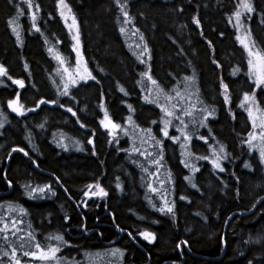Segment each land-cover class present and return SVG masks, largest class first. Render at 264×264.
I'll return each mask as SVG.
<instances>
[{
    "label": "trees",
    "instance_id": "obj_1",
    "mask_svg": "<svg viewBox=\"0 0 264 264\" xmlns=\"http://www.w3.org/2000/svg\"><path fill=\"white\" fill-rule=\"evenodd\" d=\"M33 2L39 4L38 10L28 9L24 0H0V63L26 84L19 89L5 77L9 87L0 90V102L9 121L0 131L4 133L0 135V216L10 222L17 215L24 221L19 225L23 234L34 231L41 243L50 234L64 235L68 246L59 255L78 264L93 257L104 262L119 258L112 254L117 248L123 251L120 264H264V241H249V237L255 240L264 235V167L244 143L251 122L240 107L243 93L252 91H256L264 107V89L255 90L247 74V53L236 39L237 29L229 23L238 0H127L132 18L129 24L124 23L115 0H67L80 23L84 57L99 81L89 80L72 88L75 100L58 94V84L62 85L59 78L53 83L59 65L49 47L60 51L71 65L75 59L73 41L59 16L56 0ZM254 4L258 14L252 15L251 31L258 45L264 47V23L259 14L264 13V0H254ZM21 9L24 14L19 15L18 30L22 44L8 23ZM33 10L37 11L43 35L31 26ZM196 15L203 35L193 21ZM121 27L126 29L124 33ZM140 35L151 48V74L166 91L183 90V78L195 70L201 98L216 109L215 117H209L205 127L189 121L193 133L190 150L195 156H210L212 146L219 150L222 144L229 157L223 161L226 170L219 172L210 162L193 157L200 168L193 177L196 188L185 179L189 170L182 162L180 145L159 131L163 113L156 104L144 100L153 85L141 75L147 65L134 55L140 51L136 45L143 43ZM234 69H238L235 74ZM221 77L229 85L231 104L224 101ZM121 86L128 95L120 91ZM17 91L26 107L36 108L40 99H56L65 108L44 104L18 117L7 107V101L14 99ZM67 107L77 115L73 116ZM105 107L115 123L135 131V143L141 151L153 153L159 149L149 143L141 145L139 129L129 124V116L139 128H152L163 139L164 167L158 176L150 180L140 167L142 164L150 172L156 169L150 163L151 155L146 159L130 151L131 135L120 130L113 139L104 128L101 120ZM195 115L200 116L198 111ZM40 124L44 127L40 128ZM169 133L177 135L175 127ZM200 135L206 136L207 142L200 140ZM64 141L69 146L67 150L58 146ZM76 141L83 151L78 150ZM17 146L25 148L29 156L12 153ZM245 163L252 167L245 168ZM167 170L171 171V180ZM8 180L12 181L11 187ZM161 181V191L175 201L174 217L157 210L162 205L160 193H152L147 187L152 183L160 189ZM97 182L109 195L102 199L85 196L86 185ZM25 184L33 189L51 185V190L31 199ZM182 196L186 199H180ZM9 203L22 205L28 214L9 215ZM145 230L156 234L155 242L139 235ZM12 240L16 237L12 236ZM4 246L0 241V247Z\"/></svg>",
    "mask_w": 264,
    "mask_h": 264
},
{
    "label": "snow or ice",
    "instance_id": "obj_2",
    "mask_svg": "<svg viewBox=\"0 0 264 264\" xmlns=\"http://www.w3.org/2000/svg\"><path fill=\"white\" fill-rule=\"evenodd\" d=\"M24 2L27 4L28 9L38 10L40 7L39 4H34L33 0H24ZM115 3L119 6V11L124 17V23H132L127 0H115ZM56 6L59 11V16L63 20V23L70 34L71 41H73L71 44V50L76 54L74 66H71L69 59L54 47L50 46L48 51L49 53H54L53 58L60 66L56 69V74L60 77L62 82V86L57 88L58 94L60 96H70L73 100H75L76 97L73 95L71 89L78 88L81 82L87 83L89 80L97 81V77L93 75L92 70L88 67L87 60L84 57L80 23L77 20L76 14L73 12L71 5L67 3V0H56ZM36 10L31 12V26L37 33H41L43 35L41 27L37 23L39 17ZM180 11L182 12L183 8H181ZM23 14L24 9H21L20 13L15 18L8 21L17 41L21 44L23 41L21 40L20 31L18 30L20 27L18 20L19 15ZM254 14H258L254 0H238L235 10L228 19L229 23H233V26L237 29L239 34L236 35V39L247 53V74L250 78H252L255 85V90H261L264 89V47L258 45L257 41L252 35L250 21L252 15ZM259 14L262 16L261 22L264 23V13ZM193 21L198 27H201V20L198 15L193 17ZM181 27H183V25ZM120 31L121 33H124L126 29L121 27ZM139 31L140 30L137 28L136 32ZM201 35H203L202 27ZM220 35H223V33H220ZM139 39L143 43L136 45L140 51L134 53V55L137 56V59L140 61V63L147 65V71L141 73V75L146 77L147 80L153 85V88L147 89L148 95L144 96V100L147 103L156 104L163 113V116L160 117V123H162L163 127L160 128L159 131L163 133L164 138H168L180 145V155L184 157V160L182 161L184 163V167L190 169L193 174L192 176L185 177V179L191 183L193 188H196L197 185L194 182L193 177L196 172L200 171V168L196 163L193 162V157L195 160L210 161L213 168L217 169L219 172H224L226 170L222 161L227 160L229 157L222 144L220 145L219 150H217L215 146H212L211 156H195V154L190 150L193 133L189 131V121L198 125L199 127H205L209 117H215L216 109L209 104H206L201 98L198 86V77L195 70H193L191 75H187L183 78V90L180 88H173L170 92L166 91L165 88L159 84L158 80L153 78L151 74V64L149 61H151L152 55L151 48L149 47L147 40L143 35H140ZM208 44L211 45L212 41L209 40ZM181 51H183V49H181ZM145 57H147V59H145ZM27 67L28 65L25 63V68ZM237 71L238 69H234L233 74H235ZM5 77L8 81H11L12 84L17 85L19 89H24L26 87L24 79L14 78L9 74L8 67H6L4 63H0V78ZM3 83V79H0V84ZM53 83H56V81H53ZM97 83H99V81H97ZM221 87L223 88L224 101L228 104H231L229 85L227 83H223L222 77ZM120 91L124 92L125 95H128L122 86L120 87ZM44 104H58L59 107L65 108V104L59 103V101L56 99H40L37 102L36 108ZM198 105L199 107H197ZM7 107L10 108L12 112L21 117L25 116L28 112L36 111V108L25 106V104L21 101V95L19 91L15 93L14 99H9L7 101ZM101 107H103V105H101ZM128 107L129 109H132L131 105H128ZM240 107L247 111L252 126V131L248 133L247 140L244 141V143L248 145L249 150H258L259 162L264 164V107L261 106L260 101L257 99L256 91H252L251 93H243V99ZM66 110L73 116L77 115L72 107H67ZM197 111L200 114L199 118H197L195 115ZM0 118H2L0 119V129H3L5 127V123H8L9 121L2 108H0ZM185 118H189V120H186ZM233 118H235L234 113ZM77 119L79 118L77 117ZM128 122L130 125H133L134 129H139L141 134V145L149 143L152 144V147L158 148L159 150L153 153H148L147 150L141 151V148L137 147L135 143L137 139L135 131H130L128 128H122L121 124L115 123L109 116L108 109L106 107L104 108V119L101 120V124H103V126L109 130L113 139H116L117 132L122 130L125 135L132 136L133 146L130 151L144 155L146 159L149 155H151L152 158L150 163L156 166L155 172H150L148 168L144 167L142 164L140 165L142 170L148 173L149 179L151 180L154 176H158L159 170L164 167V141L162 138H158L153 133L152 128L143 129L139 128V125H135L131 116L128 117ZM152 123L155 124L157 121H152ZM38 126L43 128L44 124H40ZM84 126L85 125L81 124V127ZM173 127H176V130L180 133V135L169 136V130ZM209 131H211V129H209ZM3 134V132H0V135ZM181 137H183V139H181ZM198 138L205 142H207L208 139L204 135H200ZM62 139L63 137H61V140ZM75 143L76 145H80L79 141H76ZM88 143L93 144L94 147V142L92 140H89ZM58 146L65 150H67L69 147L68 144L62 142H59ZM78 150L83 151V146L80 145ZM11 152H19L23 153L24 156H29V153L25 150V148L19 146L13 147ZM11 158V153H9L8 159L11 160ZM135 162L136 161H133V163ZM37 167H39V165H37ZM244 167L251 168L252 165L245 163ZM167 173L168 179L171 180V171L167 170ZM6 177L7 173H5V178ZM57 179L59 180V177H57ZM7 183L10 187L12 186L11 180H8ZM163 184L164 181H161L160 189L154 187L152 183H148L147 187L152 193H160L162 205L157 210L161 213L172 214L174 217L175 201H170L167 198V193L161 191V189H163ZM24 187L27 196L31 199L36 198L35 193L37 192L44 194L47 190H51V185H45L43 187H36L33 189L30 185L25 184ZM117 187L122 188V185L117 184ZM65 191H67V189H65ZM52 195L55 196L56 193L53 191ZM84 195L89 198L97 197L102 199L106 198L109 193L99 182H97L86 185V191L84 192ZM180 199H186V197L182 196ZM261 200H264V197H261ZM83 203L85 206H87L86 201H83ZM152 206L156 207L155 204ZM7 208L9 215H11L13 212H18L20 217L28 214L27 209H25L22 205L9 203ZM23 223V219H11L9 222L7 219H5V217L0 216V241H3L5 245L4 247H0V264H37V262L38 264H73V262L69 261L66 257H61L59 255L62 251V248L64 246H68V241L65 240L64 235L60 233L50 234L49 236L45 237V243H41L37 239L34 231H28L27 235L20 234L24 231V229L19 227V225ZM28 227L31 228L30 223ZM117 227H119V225H117ZM121 231H123V229H121ZM9 234L16 237V240H11ZM128 235L131 236L132 234L128 233ZM139 235L149 242H155L157 239L156 234L148 230L140 232ZM133 238L135 239V237ZM249 241L253 243H261L264 241V235L256 237L255 240H253L252 237H249ZM182 243L187 244V241H182ZM112 254L118 256L121 259L123 257V251L119 248L115 249ZM23 258L29 259L25 261ZM249 264H252V262L249 261Z\"/></svg>",
    "mask_w": 264,
    "mask_h": 264
},
{
    "label": "rangeland",
    "instance_id": "obj_3",
    "mask_svg": "<svg viewBox=\"0 0 264 264\" xmlns=\"http://www.w3.org/2000/svg\"><path fill=\"white\" fill-rule=\"evenodd\" d=\"M74 54H75V52H74ZM76 55V54H75ZM74 64H75V59L73 60V63H72V65L71 66H74ZM60 67V66H59ZM60 79V77L59 76H57V78H55V81L57 80V79ZM0 79H3V78H0ZM251 80H252V78H251ZM3 81H4V79H3ZM252 82H253V80H252ZM82 83V82H81ZM254 83V82H253ZM17 86V85H16ZM57 86V85H56ZM58 86L59 87H61L62 85H60V84H58ZM6 87H9L8 85H6V81H4V83L3 84H0V90L1 89H3V88H6ZM74 89V88H73ZM0 108H2L3 109V106H2V104H1V102H0ZM10 109V108H9ZM3 112L6 114V111H4L3 110ZM247 112V111H246ZM8 114V113H7ZM6 114V115H7ZM7 117H8V115H7ZM0 119H2V118H0ZM249 120H250V118H249ZM250 122H251V120H250ZM2 129H0V131H1ZM175 131H176V134L177 135H180V133L176 130V127H175ZM189 131H190V129H189ZM250 131H252V126H251V128H250ZM170 134V133H169ZM247 137H248V135H247ZM181 139H183V137H181ZM64 143L66 144V141H64ZM191 143H192V141H191ZM247 147H248V145H247ZM190 148H191V144H190ZM248 151H249V153H250V155H253V156H257L258 157V162H259V154H258V150H256V151H252V150H249V148H248ZM210 156H211V153H210ZM208 162H210V161H208ZM222 163H223V161H222ZM260 163V162H259ZM260 165L261 166H263L264 167V164H261L260 163ZM188 169V168H187ZM189 170V176H192L193 174H192V172H191V170L190 169H188ZM197 173V172H196ZM195 173V174H196ZM195 176V175H194ZM37 193H39V192H37ZM37 193H35V194H37ZM18 217H17V215H14V216H12L11 217V219H17ZM21 235H25V234H23V232L22 233H20ZM10 239L12 240V236L10 235ZM21 255H22V253H21ZM25 261L26 260H28L29 258H23ZM120 261H121V258H116V259H114L113 257H111L110 258V260H108V261H106V262H104L103 261V259H101L100 257H98V258H95V257H93V259L92 260H87V263H85V262H83L82 264H120ZM37 264H38V262H37ZM73 264H78V262H75V263H73Z\"/></svg>",
    "mask_w": 264,
    "mask_h": 264
},
{
    "label": "water",
    "instance_id": "obj_4",
    "mask_svg": "<svg viewBox=\"0 0 264 264\" xmlns=\"http://www.w3.org/2000/svg\"><path fill=\"white\" fill-rule=\"evenodd\" d=\"M12 112V111H11ZM13 114L17 115L16 113L12 112ZM18 116V115H17ZM18 117H21V116H18ZM105 128V127H104ZM106 129V128H105ZM108 130V129H107ZM233 219V216L229 219V222H231Z\"/></svg>",
    "mask_w": 264,
    "mask_h": 264
}]
</instances>
